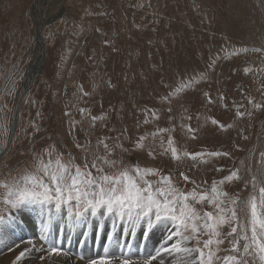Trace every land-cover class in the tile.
<instances>
[{"label": "rangeland", "instance_id": "374dc122", "mask_svg": "<svg viewBox=\"0 0 264 264\" xmlns=\"http://www.w3.org/2000/svg\"><path fill=\"white\" fill-rule=\"evenodd\" d=\"M242 48L250 50L244 53ZM256 48L262 51H251ZM210 58L216 67L201 81L200 70ZM185 69L195 81L184 77L183 83L190 84L186 94L159 86L161 80L167 85L173 79L178 86L176 73ZM166 91L171 92L170 103L161 99ZM254 104L264 105V0H0V144L17 127L7 153L0 152V184L17 176L10 169L22 168L25 162L31 165L34 150L44 152L49 146L65 160L70 152L82 163L83 154L74 141L87 142L92 117H97L90 137L93 146L97 136L116 135L104 128L105 120L109 128L127 126L135 133V121L143 124L147 117L150 131L176 128L171 135L181 153L219 151L230 153V158L215 157L211 164L191 166L190 159L178 164L170 154L153 159L147 152H134L142 168L161 170L146 179L155 184L160 175L171 173L176 187L187 192L193 185L180 180L178 172L184 171L197 184L210 185L228 170L242 169V160L254 166L264 151V108L255 109ZM138 105L155 108L159 119ZM73 121L75 129L69 135ZM189 125L193 131L186 136ZM168 138L167 133L157 135L158 151L160 141L166 147ZM115 158H121L119 151ZM123 160L128 163L131 158L125 154ZM213 164L224 171H214ZM6 196L0 187V215L7 217L0 223V247L6 236L14 239L1 248L0 257L15 255L12 261L35 244L39 249H61L50 255L58 263L85 262L80 249L75 252L62 239L61 244L54 241L56 232L70 243L81 237L82 247L91 245L89 255H95L87 264L106 255L145 262L165 240L164 225L150 227L147 218L133 230L126 219L110 215H89L77 223L66 210L59 216L53 211L45 238L37 239L43 219L38 208L11 209L4 202ZM16 229L28 231L22 235ZM155 236L163 238L160 245L153 243Z\"/></svg>", "mask_w": 264, "mask_h": 264}, {"label": "snow or ice", "instance_id": "6c2138e0", "mask_svg": "<svg viewBox=\"0 0 264 264\" xmlns=\"http://www.w3.org/2000/svg\"><path fill=\"white\" fill-rule=\"evenodd\" d=\"M249 50L242 48L240 51L246 53ZM251 51L260 52L262 49ZM215 67V59L210 58L204 69L200 70L201 81L208 79ZM196 71L192 70L193 73ZM248 71L249 69H245V73ZM176 75L180 78L178 86L175 79L167 85L161 80L159 86L186 94L190 84L183 83L184 77L188 76L190 82H195L193 77L187 69L178 71ZM204 95L208 103H213L210 94ZM161 99L164 103H170L171 92L166 91ZM220 99L223 100L224 96L221 95ZM253 107L260 109L264 108V105L254 104ZM138 108L145 113L152 112L155 117V108L149 109L140 105ZM167 111L171 113L172 108L169 107ZM64 114L71 115L69 112ZM238 115L242 117L244 113ZM248 115L251 116L252 113ZM96 120L97 117L91 118L86 143L74 141L75 148L83 154L82 163H77V157L70 152L65 160L60 152H55L49 146L44 152L34 150L31 154V165L25 162L22 168L10 169L9 171H15L17 176L11 183L0 184L7 192L4 202L11 209L20 210L27 206L38 208L43 218L41 240L45 238L44 233L51 226L53 211L59 216L66 210L68 218L77 223L85 221L89 215L115 216L126 219L133 230L147 218L150 227L164 225L167 231L163 246L147 257L144 264H152L153 261L169 264L164 259L165 255L175 259L177 264H264V151L259 153L260 158L254 166L242 160V169L228 170L220 179H213L210 185L207 181L197 184L195 180H190L184 171H179L180 180L193 185L191 190L183 192L176 187L175 178L171 173L160 175L155 184L146 179L149 174L157 175L161 170L142 168L132 154L135 152L142 155L147 152L153 159L161 154H170L171 159L178 164L190 159L193 162L191 166H198L202 162L211 164L212 158L215 157L230 158V153H181V150L174 146L177 141L171 135L176 128L157 127L155 131H150L146 127L147 117L143 124L139 119L135 121V133L127 126L119 130L109 128L108 121L105 120L104 128L108 132H116V135H105L102 138L97 136L93 146L90 137L95 132ZM211 122L213 125L218 123L215 119ZM74 129L73 121L69 135L73 134ZM180 130H184L183 125ZM35 131L39 129L36 128ZM192 131L189 125L184 134L187 136ZM165 133L169 134L167 146L165 147V142L161 140V151H158L156 137ZM191 138L195 139V136ZM150 140L153 143L149 144ZM11 143L10 136L0 144V152L7 153ZM117 151L121 156L119 160L115 158ZM125 154L131 158L128 163L123 160ZM203 157L208 159L202 160ZM212 168L216 172L224 171L215 164ZM5 219L7 217L0 215V223ZM225 243L229 247H222ZM37 250L46 252L47 255L59 254L61 251L55 246L48 250L37 249L33 244L31 249L25 248L21 251L12 264H18L31 251ZM220 252H228L229 255L220 256ZM38 259L45 261L46 255H40ZM114 260L115 264H134L128 257L115 258L107 255L92 260L90 264H113Z\"/></svg>", "mask_w": 264, "mask_h": 264}, {"label": "bare ground", "instance_id": "6f19581e", "mask_svg": "<svg viewBox=\"0 0 264 264\" xmlns=\"http://www.w3.org/2000/svg\"><path fill=\"white\" fill-rule=\"evenodd\" d=\"M18 124V123H17ZM17 128V127H16ZM15 133L16 132H14V130H12V133H11V138H12V140H13V138H14V135H15ZM20 212V211H19ZM25 217V216H24ZM23 217V218H24ZM37 217V216H36ZM41 219V218H40ZM25 220V219H24ZM28 220V219H27ZM42 220V219H41ZM88 221V220H87ZM90 221V220H89ZM88 221V222H89ZM102 221V220H101ZM38 222H40V220L38 221ZM30 223V222H29ZM41 224H42V222H40ZM92 223H93V221H92ZM25 224V223H24ZM36 224V223H35ZM31 229V228H30ZM26 230V232L28 231V229H25ZM16 231L18 232V233H20V234H22V235H24L26 232L22 229L21 231H18V229H16ZM82 231V230H81ZM17 232H15V233H17ZM47 232V231H46ZM46 233H44V235H45ZM158 234V233H157ZM41 235H42V233H41V230L38 232V235H36L35 237L38 239H40V237H41ZM163 235V234H162ZM2 236V235H1ZM2 237H4V236H2ZM128 237V236H127ZM22 238V237H21ZM4 239V238H3ZM13 239H14V237H12V238H10V237H8V236H6V239L4 240V241H6V243L5 244H3V247H0V250H1V248H7L8 246H7V244L8 243H13ZM61 239H62V242H64V244L65 245H70V246H73V247H71L72 249H75L74 251L76 252V251H78V250H76V249H80L82 252L80 253V254H82L81 255V257H83V259L85 260V262H82V261H80V260H75V259H67L65 262H62V261H60L59 263L57 262V261H54L55 259H53L50 255H47V253H45V252H42L41 254L39 253H37L36 251H32V252H30L28 255H26V258L25 259H23L24 261H22L21 263H18V264H87L86 262H88L87 260H91L90 258H92V257H94V253H91V255H89L90 254V252H91V245L89 246V244H87V243H85L84 244V246L82 247L81 246V237H78V238H76L74 241H72L71 243L69 242V238L68 237H62V236H60L59 235V233H57L56 232V238L54 239V241L55 242H57V243H59V244H61L62 242H61ZM110 239V238H109ZM154 239V241H153V243L154 244H158V245H160V240L162 241V237L161 236H155V238H153ZM82 240H84V239H82ZM131 240V239H130ZM108 241V240H107ZM123 241L125 242V238H123ZM123 244V246H124V243H122ZM154 244H153V246H154ZM29 246V245H28ZM14 247V246H13ZM25 247V246H24ZM38 247H39V245H38ZM37 247V249H39ZM41 247V246H40ZM107 247H109V244L107 245ZM32 248V247H31ZM42 248V247H41ZM100 248V247H99ZM98 248V249H99ZM3 250V249H2ZM48 250V249H47ZM102 250V249H101ZM105 250V249H104ZM4 252V251H3ZM142 252V251H141ZM40 255H46V260L45 261H40L39 259H38V257L40 256ZM12 256L14 257L15 255H8V256H5L4 258H2V257H0V264H12ZM165 258H166V261H168L169 262V264H176L175 263V261H174V259H170L167 255L165 256ZM134 259V258H133ZM113 264H115V263H113ZM134 264H144V262H142V261H139V262H134Z\"/></svg>", "mask_w": 264, "mask_h": 264}, {"label": "water", "instance_id": "95a60500", "mask_svg": "<svg viewBox=\"0 0 264 264\" xmlns=\"http://www.w3.org/2000/svg\"><path fill=\"white\" fill-rule=\"evenodd\" d=\"M44 57V54L42 55V58ZM14 132H16V128H13Z\"/></svg>", "mask_w": 264, "mask_h": 264}]
</instances>
